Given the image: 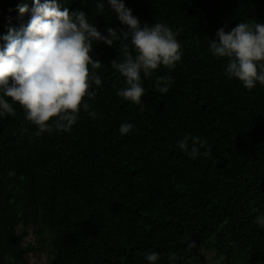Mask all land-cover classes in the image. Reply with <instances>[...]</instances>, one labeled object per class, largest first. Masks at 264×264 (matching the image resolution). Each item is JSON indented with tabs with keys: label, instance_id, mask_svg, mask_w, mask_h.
Instances as JSON below:
<instances>
[{
	"label": "trees",
	"instance_id": "16d2710c",
	"mask_svg": "<svg viewBox=\"0 0 264 264\" xmlns=\"http://www.w3.org/2000/svg\"><path fill=\"white\" fill-rule=\"evenodd\" d=\"M33 2L0 0V37L26 26ZM57 3L87 13L103 35L126 30L107 0L103 15L93 0ZM124 3L142 25L166 23L182 59L142 76L141 106L116 95L126 86L110 66L123 60L120 42L94 43L96 119L81 110L70 132L37 136L19 104L0 117V264H29L28 253L43 256L34 264H149L151 252L156 264H264V85L229 79L209 49L221 27L264 23V0ZM159 76L173 81L166 95ZM123 123L134 125L127 135ZM186 135L206 139L210 155L190 158L177 146Z\"/></svg>",
	"mask_w": 264,
	"mask_h": 264
},
{
	"label": "clouds",
	"instance_id": "9594fccd",
	"mask_svg": "<svg viewBox=\"0 0 264 264\" xmlns=\"http://www.w3.org/2000/svg\"><path fill=\"white\" fill-rule=\"evenodd\" d=\"M93 3L96 15H103L105 0ZM107 4L126 30L108 27L107 35H103L84 11L61 10L57 0H34L26 26L18 31L10 27L8 34L0 37L5 41L0 46V117L15 116L14 105L19 104L37 136L70 132L81 110L96 119L97 113L90 111L88 101L102 86L97 72L102 62L91 55L93 44L99 42L109 47L117 41L121 44L122 62H110L126 85L116 95L136 105L144 104L142 76L150 77L161 67L173 70L182 59L181 45L166 23L142 25L124 0H107ZM19 11L29 9L22 7ZM216 37L209 49L213 57L226 59L224 74L238 79L248 90L257 83L264 85V23L241 22L228 32L221 27ZM172 83L169 76H159L155 86L166 95ZM133 127L123 123L119 132L127 135ZM177 146L192 159L210 155L207 140L197 136L186 135ZM256 223L264 226V216H257ZM188 246L195 247V242L189 240ZM145 258L149 264H156L159 254L146 253ZM170 259L175 260V254Z\"/></svg>",
	"mask_w": 264,
	"mask_h": 264
},
{
	"label": "rangeland",
	"instance_id": "374dc122",
	"mask_svg": "<svg viewBox=\"0 0 264 264\" xmlns=\"http://www.w3.org/2000/svg\"><path fill=\"white\" fill-rule=\"evenodd\" d=\"M29 240H31L30 236H28L27 238H25L23 240L24 244L27 243ZM26 258L29 262V264H34V263H38V262H43L44 258L43 256H41L40 254L37 256L32 255L31 253L26 254ZM208 258H212V256H209Z\"/></svg>",
	"mask_w": 264,
	"mask_h": 264
},
{
	"label": "bare ground",
	"instance_id": "6f19581e",
	"mask_svg": "<svg viewBox=\"0 0 264 264\" xmlns=\"http://www.w3.org/2000/svg\"><path fill=\"white\" fill-rule=\"evenodd\" d=\"M14 24V23H13ZM115 27V26H114Z\"/></svg>",
	"mask_w": 264,
	"mask_h": 264
}]
</instances>
